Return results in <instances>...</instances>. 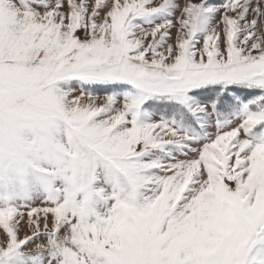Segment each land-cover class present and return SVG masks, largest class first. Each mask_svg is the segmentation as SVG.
Instances as JSON below:
<instances>
[{"label":"snow or ice","instance_id":"snow-or-ice-1","mask_svg":"<svg viewBox=\"0 0 264 264\" xmlns=\"http://www.w3.org/2000/svg\"><path fill=\"white\" fill-rule=\"evenodd\" d=\"M0 264H264V0H0Z\"/></svg>","mask_w":264,"mask_h":264}]
</instances>
